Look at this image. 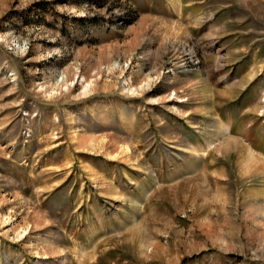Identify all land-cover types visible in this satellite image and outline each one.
I'll list each match as a JSON object with an SVG mask.
<instances>
[{"label":"rangeland","instance_id":"1","mask_svg":"<svg viewBox=\"0 0 264 264\" xmlns=\"http://www.w3.org/2000/svg\"><path fill=\"white\" fill-rule=\"evenodd\" d=\"M0 264H264V0H0Z\"/></svg>","mask_w":264,"mask_h":264}]
</instances>
